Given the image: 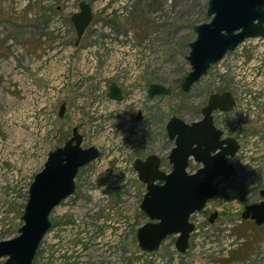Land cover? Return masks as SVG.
Returning <instances> with one entry per match:
<instances>
[{
  "label": "rangeland",
  "instance_id": "1",
  "mask_svg": "<svg viewBox=\"0 0 264 264\" xmlns=\"http://www.w3.org/2000/svg\"><path fill=\"white\" fill-rule=\"evenodd\" d=\"M81 2L92 7L93 21L75 47L76 30L73 34L67 30ZM14 3L0 0V242L19 235L29 186L49 154L67 142L64 136L69 140L78 128L84 137L82 146L96 147L101 155L79 171L74 195L52 212V227L33 264H131L139 250L136 232L149 220L140 210L146 185L126 166L156 155L162 169L170 172L168 156L174 143L166 125L172 116L187 123L201 120L212 93L225 89L237 100L233 80L225 77L216 84L210 71L190 92L181 89L191 70L186 58L196 38L194 28L210 21L209 0H53L24 9ZM140 56L148 64L136 62ZM94 63L102 68L101 79L106 82L119 81L117 74L123 68L131 74V82L139 78L136 85L141 90L159 83L172 94L144 104L145 120L132 119L138 110L132 106L95 126L86 106L68 111L73 81L86 78ZM215 73L220 75L221 69L216 67ZM92 87L90 95L98 96ZM63 103L67 104L64 118L53 120ZM219 118L215 116V125L240 143L264 127L252 123L225 132ZM200 167L191 161L188 171ZM226 189L236 191L240 185L231 179L221 187ZM249 200L252 203L240 201L232 208L214 202L208 211L239 220L245 207L260 202L261 196L255 191ZM233 210L235 215L229 213ZM237 232L246 242L230 259L198 260L197 264H264V258H253L264 245V226L243 221ZM159 251L166 254L164 248Z\"/></svg>",
  "mask_w": 264,
  "mask_h": 264
},
{
  "label": "water",
  "instance_id": "2",
  "mask_svg": "<svg viewBox=\"0 0 264 264\" xmlns=\"http://www.w3.org/2000/svg\"><path fill=\"white\" fill-rule=\"evenodd\" d=\"M79 8L80 12L72 17L77 34L75 47L80 46L93 19L88 3L81 2ZM207 16L210 21L195 26L196 38L189 44L186 59L191 70L181 85L185 93L246 40L264 39V0H209ZM171 94L172 90L161 84H151L148 89L150 99ZM110 98L122 100L116 83L110 86ZM235 105L234 95L225 91L209 97L199 121L187 123L172 116L166 125L167 136L174 143L168 156L170 172L161 169V159L156 155L134 161V170L146 185L140 210L149 220L136 232L141 251L158 252L168 236L177 235L176 248L185 253L194 231L191 215L202 211L219 195L222 181L229 182L236 176L231 161L238 153L239 143L233 137H225L214 122L216 112H231ZM65 111L63 104L60 119ZM82 144L83 136L75 128L72 137L49 154L43 170L30 186L19 235L0 242V260L5 259L4 264H33L41 242L52 227V212L74 195L79 171L101 155L96 147L83 148ZM190 160L201 166L194 173L188 172ZM260 196V202L245 207L242 219L264 226V189ZM217 217L218 213H213L210 223Z\"/></svg>",
  "mask_w": 264,
  "mask_h": 264
},
{
  "label": "built area",
  "instance_id": "3",
  "mask_svg": "<svg viewBox=\"0 0 264 264\" xmlns=\"http://www.w3.org/2000/svg\"><path fill=\"white\" fill-rule=\"evenodd\" d=\"M14 1L15 8L21 7L23 9L35 2L43 4L53 2V0ZM78 11L79 8L74 11L75 14ZM74 32L73 25L68 27V34ZM54 34L58 37V32H54ZM128 38L132 39L131 34L128 35ZM136 62L144 65L147 63L146 60L140 58ZM96 66L97 64L94 63L90 73L83 76L86 78L78 77L73 81L74 97H76V105L79 107L83 106L87 95L92 92L93 84L99 98L103 94L105 95L108 90L109 82L101 79L102 68ZM216 67L221 69L220 75L215 73ZM122 72L118 71L117 77H120L118 82L129 92V97L125 100L124 106L137 103L135 93L130 87L136 78L131 82V74H128L123 68ZM210 72L214 74L216 84H220L222 78H231L237 91L234 109L229 113L217 112L215 114V116L220 117L219 120L223 123L225 132L232 129L239 130V126L246 124L264 123L263 38L246 40L233 53L228 54L222 61L214 65ZM116 108L117 106L109 104L108 101H97L91 104L89 115L95 119L94 125L96 126L99 120H106L107 117L111 116ZM54 117L53 114V120ZM234 163L237 170L236 180L240 189L236 191L227 189L218 195L214 201L227 208L236 207L235 205L240 201L245 205L249 204L253 192L259 193V187H264V127L258 134L243 137ZM126 167L132 168V162ZM210 206L209 204L203 211L192 214L190 221L194 226V231L191 233L189 247L185 253H180L176 248L177 236H169L161 245V249L164 248L166 251L165 255L160 254V251L145 253L138 250L134 254L131 264H197L198 260L211 261V259H215L223 261L230 259L246 242L245 238H241L237 232V227L242 221L234 220L229 216L225 218L219 216L214 223H210L209 218L213 212L208 211ZM229 213L235 215L236 212L233 210ZM123 236L125 237V234ZM172 239L173 242H171ZM253 258L254 260L264 258V245Z\"/></svg>",
  "mask_w": 264,
  "mask_h": 264
},
{
  "label": "flooded vegetation",
  "instance_id": "4",
  "mask_svg": "<svg viewBox=\"0 0 264 264\" xmlns=\"http://www.w3.org/2000/svg\"><path fill=\"white\" fill-rule=\"evenodd\" d=\"M90 5V4H89ZM92 8V7H91ZM80 12V8H79V11L77 12V13H79ZM92 12H93V9H92ZM76 13V14H77ZM94 13V12H93ZM75 15V14H74ZM73 15V16H74ZM92 21H93V19H92ZM92 24V23H91ZM91 26V25H90ZM89 26V27H90ZM88 30V29H87ZM86 34V33H85ZM77 39V38H76ZM82 41V40H81ZM81 44V43H80ZM148 48H150V44H149V42H148ZM148 48H146V50L144 51V52H146L147 50H148ZM140 59L141 60H146L147 61V63L146 64H148V59L147 58H145V59H142V57L140 56ZM138 77H136V79H135V81L130 85V87L132 88V91L135 93V96L138 94V93H143L144 94V96L142 97V98H138L137 96H136V98H137V100H138V102L137 103H131V104H128V105H125L124 106V104H125V100L129 97V92L125 89V87L123 86V85H121L117 80H115V82H109V86H108V90L105 92V95L103 94L102 96H101V98H99V96H91L90 95V93L87 95V98H86V101L84 102V104H83V106H77L76 105V97H73V99H72V102H71V104L68 106V111H70V113H73V112H76L77 110H79L80 108H82V107H84V106H86V108H85V110H88V109H90V107H91V104L92 103H95V102H97V101H108V103L109 104H111V105H115V106H117V108L115 109V112L117 113V111H120L119 113L120 114H122V112H124L125 110H127L128 108H131L132 106H134V107H138V110H137V112L135 113H133L132 115H131V117H132V119L133 120H136V121H138L139 122V120H145V118H144V112H143V110H141V107L144 105V104H146L147 102H149V101H152V99H150L149 98V95H148V90H141L139 87H137V85H136V83H137V81H138ZM113 83H116V85H117V87L118 88H120L121 89V93H122V100L121 101H117V100H113V99H111L110 98V86H111V84H113ZM153 84H159V83H153ZM150 87V86H149ZM166 87V86H165ZM168 88V87H167ZM149 89V88H148ZM164 97H166V96H164ZM168 97V96H167ZM157 98H159V97H157ZM100 99V100H99ZM154 99H156V98H154ZM63 104H65V106H66V111H67V104L66 103H63ZM62 104V105H63ZM61 105V106H62ZM124 106V107H123ZM60 110V109H59ZM66 111H65V114H66ZM114 112V113H115ZM115 113V114H116ZM88 114H90V112L88 113ZM113 114V113H112ZM112 114H111V116H112ZM114 115V114H113ZM54 120H57L58 119V117H59V114H54ZM65 116V115H64ZM111 116H109V117H107L106 118V120H110L111 118H113V117H111ZM139 116H140V118H139ZM89 117H90V115H89ZM64 118V117H63ZM91 118V117H90ZM139 118V119H138ZM60 119V118H59ZM90 120H95L94 118H91ZM102 120V119H101ZM115 120H123V119H119V118H116ZM141 123V122H140ZM139 124V123H138ZM141 125L142 124H139L138 125V127L139 128H141L142 129V127H141ZM83 136V135H82ZM226 137V136H225ZM83 139H84V137H83ZM238 143H239V146H240V142L238 141ZM83 145V144H82ZM62 147V146H61ZM83 147V146H82ZM174 147V146H173ZM84 148V147H83ZM53 152V151H52ZM151 156V155H150ZM49 157V156H48ZM149 157V156H148ZM100 158V157H99ZM138 159V158H137ZM146 159V158H145ZM161 159V158H160ZM136 160V159H135ZM134 160V161H135ZM134 161L132 162V169H134ZM192 160H190V162H191ZM194 162V161H193ZM234 165H235V163H234V161L232 160L231 161ZM195 163V162H194ZM199 165V164H198ZM161 166H162V160H161ZM189 166H190V164H189ZM236 168V167H235ZM162 169V168H161ZM163 170V169H162ZM189 170V169H188ZM164 171V170H163ZM166 172V171H165ZM189 172V171H188ZM137 173V172H136ZM190 173V172H189ZM194 173V172H193ZM137 175H138V173H137ZM236 176H237V170H236ZM236 176L235 177H233L232 179H236ZM231 181V180H230ZM229 181V182H230ZM225 183H227V182H224V181H222V184H221V186H220V188H219V195L220 194H222L224 191H226V190H224V191H222L221 190V187L225 184ZM217 198V197H216ZM216 198H214L213 200H211V201H209L207 204L209 205V204H212V203H214V201H215V199ZM250 203H252V201L250 202ZM254 204V203H253ZM251 205V204H250ZM219 215V214H218ZM239 220H241L242 222L244 221L243 219H242V216H241V219H239ZM251 222H253V221H251Z\"/></svg>",
  "mask_w": 264,
  "mask_h": 264
},
{
  "label": "trees",
  "instance_id": "5",
  "mask_svg": "<svg viewBox=\"0 0 264 264\" xmlns=\"http://www.w3.org/2000/svg\"><path fill=\"white\" fill-rule=\"evenodd\" d=\"M227 89H225V90H222V91H220L221 93H223V92H225ZM212 94H214V92L212 93ZM65 137V141L67 140L68 141V137L67 136H64ZM38 253V252H37Z\"/></svg>",
  "mask_w": 264,
  "mask_h": 264
}]
</instances>
